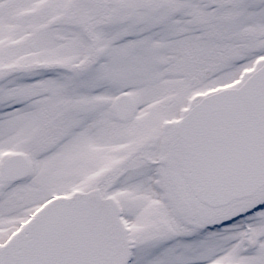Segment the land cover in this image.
I'll list each match as a JSON object with an SVG mask.
<instances>
[{"label":"snow or ice","instance_id":"snow-or-ice-1","mask_svg":"<svg viewBox=\"0 0 264 264\" xmlns=\"http://www.w3.org/2000/svg\"><path fill=\"white\" fill-rule=\"evenodd\" d=\"M0 264H264V0H0Z\"/></svg>","mask_w":264,"mask_h":264}]
</instances>
